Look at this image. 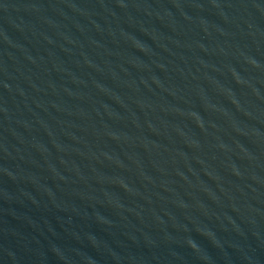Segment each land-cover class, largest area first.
Masks as SVG:
<instances>
[{
	"label": "water",
	"instance_id": "1",
	"mask_svg": "<svg viewBox=\"0 0 264 264\" xmlns=\"http://www.w3.org/2000/svg\"><path fill=\"white\" fill-rule=\"evenodd\" d=\"M0 264H264V0H0Z\"/></svg>",
	"mask_w": 264,
	"mask_h": 264
}]
</instances>
